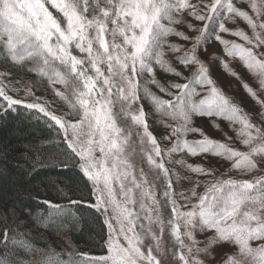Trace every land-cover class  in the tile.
Listing matches in <instances>:
<instances>
[{"label": "snow or ice", "instance_id": "obj_1", "mask_svg": "<svg viewBox=\"0 0 264 264\" xmlns=\"http://www.w3.org/2000/svg\"><path fill=\"white\" fill-rule=\"evenodd\" d=\"M21 110L0 264H264V0H0Z\"/></svg>", "mask_w": 264, "mask_h": 264}, {"label": "trees", "instance_id": "obj_2", "mask_svg": "<svg viewBox=\"0 0 264 264\" xmlns=\"http://www.w3.org/2000/svg\"><path fill=\"white\" fill-rule=\"evenodd\" d=\"M33 134L39 135L37 125L34 121L25 119L23 110H21L19 117L0 121V148L9 144L13 147H19L25 142L26 138H31ZM13 168V154L9 153L7 157L0 158V169L8 170L5 176L0 177V188L6 189L9 180L15 178ZM34 185L38 187L39 181H35ZM40 191L43 194V189H40ZM217 258H219V255Z\"/></svg>", "mask_w": 264, "mask_h": 264}, {"label": "rangeland", "instance_id": "obj_3", "mask_svg": "<svg viewBox=\"0 0 264 264\" xmlns=\"http://www.w3.org/2000/svg\"><path fill=\"white\" fill-rule=\"evenodd\" d=\"M225 87H227V85H225Z\"/></svg>", "mask_w": 264, "mask_h": 264}]
</instances>
